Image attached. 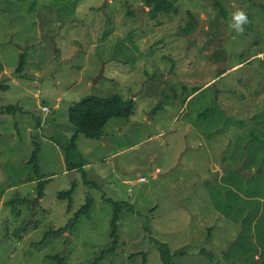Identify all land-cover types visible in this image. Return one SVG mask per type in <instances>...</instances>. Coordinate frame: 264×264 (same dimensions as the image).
Instances as JSON below:
<instances>
[{
	"label": "rangeland",
	"instance_id": "rangeland-1",
	"mask_svg": "<svg viewBox=\"0 0 264 264\" xmlns=\"http://www.w3.org/2000/svg\"><path fill=\"white\" fill-rule=\"evenodd\" d=\"M168 1L176 12L155 20L141 0H0V264H93L114 242V203L117 245L99 264H161L151 239L170 264H264V0ZM112 95L132 115L78 134L66 156L69 106L42 100ZM213 105L233 122L198 120ZM81 165L87 183L69 170ZM73 183L67 211L56 195ZM87 198L88 217L55 234Z\"/></svg>",
	"mask_w": 264,
	"mask_h": 264
},
{
	"label": "trees",
	"instance_id": "trees-1",
	"mask_svg": "<svg viewBox=\"0 0 264 264\" xmlns=\"http://www.w3.org/2000/svg\"><path fill=\"white\" fill-rule=\"evenodd\" d=\"M144 7L147 8V14L149 18L151 19H157L161 15H168L171 14V12H176V7L168 0H141ZM216 7L220 9V14H223L221 11L222 6L220 3H217ZM260 8L262 12H264V3L260 4ZM127 13L129 15H133V12H130L127 10ZM224 15V14H223ZM159 22V20H157ZM193 23L194 20L192 19ZM193 23H190L186 26L185 30H181L184 34H189L194 31ZM25 65V55H20V60L18 67L15 70L16 74H21L23 71V67ZM1 88H4L0 86ZM6 89V88H5ZM199 88L195 89L197 91ZM133 100H122L118 95H112L107 98H96V97H88L83 99L81 102L71 106L68 108V120L70 124L75 128V133L71 137L70 142L66 145L64 148V151L66 153V156H68L69 152L74 151L75 149V140L78 136V134L83 135L87 139H100L103 134V127L105 123L112 119V118H129L132 115V109H133ZM11 108V111L13 110V107H7L6 111L2 110L1 112H8ZM260 115H257V117H254L255 119L259 118ZM198 120L201 121H207L211 128L213 127H221L223 121L226 122V124L233 122L230 118H226L224 115V111L221 109V107L217 105H213L209 107L208 109H205L202 113H199L197 115ZM256 122L259 123L258 120ZM262 128V125H259ZM259 126L255 125L251 129H249L248 133L249 136L252 137V135L256 134L255 136L260 137L261 133L259 130ZM258 128V129H257ZM221 130V129H220ZM218 131V133L220 132ZM217 132V131H216ZM264 134V132H263ZM210 137H212V134H209ZM247 137V136H246ZM241 138V137H240ZM239 139V138H238ZM37 159H36V150L32 153V156L29 160V163L33 165L34 171L36 175L38 174V166H37ZM83 166L79 168L78 166H69V170H76L77 168L82 171L83 177L85 180H83L85 183L86 181V175L83 171ZM223 176H221L222 179ZM47 180H39L37 178V196L36 200H40L44 196V186L46 184ZM75 190V183H73V186L64 192H59L56 195V198L58 200H66L67 201V211L71 210V201L73 192ZM212 196V194H211ZM213 197H215L213 195ZM92 207V200L87 198L86 203L73 215V219L67 223L62 228H59L58 230L54 231L55 234H61L63 232H67L69 229H73V227L76 225L77 220L80 216H87L90 212V209ZM120 208L121 206L118 203L113 204V216L110 222V228L112 232L110 233V238L113 239V243L110 245V247L104 251H102L99 254L98 259H95L93 264H99V260L101 261L108 255L115 252V248L117 245V224L119 222V215H120ZM151 239V238H150ZM154 244L158 247L159 255L161 259V264H170L171 263V255L170 251L168 250L167 246L157 242L156 240H152ZM141 254L143 258H145L146 254L144 253H135L132 256H138ZM48 259L56 262L57 264H65V258L64 257H56V256H48Z\"/></svg>",
	"mask_w": 264,
	"mask_h": 264
},
{
	"label": "clouds",
	"instance_id": "clouds-1",
	"mask_svg": "<svg viewBox=\"0 0 264 264\" xmlns=\"http://www.w3.org/2000/svg\"><path fill=\"white\" fill-rule=\"evenodd\" d=\"M232 19L234 23H232L230 27L234 28L237 32L242 31L243 29L241 25L247 23L246 14L243 11H236L233 13Z\"/></svg>",
	"mask_w": 264,
	"mask_h": 264
},
{
	"label": "water",
	"instance_id": "water-1",
	"mask_svg": "<svg viewBox=\"0 0 264 264\" xmlns=\"http://www.w3.org/2000/svg\"><path fill=\"white\" fill-rule=\"evenodd\" d=\"M138 11H139V9H133L134 14L138 17V19L140 20V22H142L141 18L139 17ZM82 100H80L79 102H81ZM42 101L44 103H46V105L51 106V107H60L63 104H65V105H67L69 107L72 106L71 103H64L62 100H59V99L45 98ZM222 170H227V168L223 167ZM228 172H232V170H228Z\"/></svg>",
	"mask_w": 264,
	"mask_h": 264
},
{
	"label": "built area",
	"instance_id": "built-area-1",
	"mask_svg": "<svg viewBox=\"0 0 264 264\" xmlns=\"http://www.w3.org/2000/svg\"><path fill=\"white\" fill-rule=\"evenodd\" d=\"M42 111L47 114L49 110H48L47 106H43Z\"/></svg>",
	"mask_w": 264,
	"mask_h": 264
},
{
	"label": "crops",
	"instance_id": "crops-1",
	"mask_svg": "<svg viewBox=\"0 0 264 264\" xmlns=\"http://www.w3.org/2000/svg\"><path fill=\"white\" fill-rule=\"evenodd\" d=\"M87 165H84L83 167H86ZM37 181H35V180H31L30 181V183H36ZM11 189H13V188H11ZM38 201H41V199L40 200H38Z\"/></svg>",
	"mask_w": 264,
	"mask_h": 264
},
{
	"label": "bare ground",
	"instance_id": "bare-ground-1",
	"mask_svg": "<svg viewBox=\"0 0 264 264\" xmlns=\"http://www.w3.org/2000/svg\"><path fill=\"white\" fill-rule=\"evenodd\" d=\"M70 165V164H69Z\"/></svg>",
	"mask_w": 264,
	"mask_h": 264
}]
</instances>
